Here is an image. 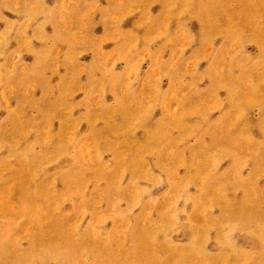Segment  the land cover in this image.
<instances>
[{
    "label": "rangeland",
    "instance_id": "obj_1",
    "mask_svg": "<svg viewBox=\"0 0 264 264\" xmlns=\"http://www.w3.org/2000/svg\"><path fill=\"white\" fill-rule=\"evenodd\" d=\"M0 264H264V0H0Z\"/></svg>",
    "mask_w": 264,
    "mask_h": 264
}]
</instances>
